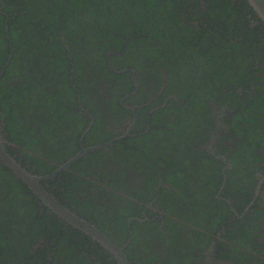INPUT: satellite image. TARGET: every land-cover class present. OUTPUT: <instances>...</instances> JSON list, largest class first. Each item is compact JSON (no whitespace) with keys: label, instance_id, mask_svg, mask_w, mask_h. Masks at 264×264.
<instances>
[{"label":"flooded vegetation","instance_id":"1","mask_svg":"<svg viewBox=\"0 0 264 264\" xmlns=\"http://www.w3.org/2000/svg\"><path fill=\"white\" fill-rule=\"evenodd\" d=\"M64 1L66 15L51 27L54 0H0V50L10 55L1 64L0 78L14 50H23L20 63L26 64L25 50L60 48L67 53L65 74L77 105L72 113L86 120L69 128L62 117L50 114L42 96L66 91L44 73L52 62L40 61V68L30 62L27 82L11 85L27 84L33 98L15 103L11 126L0 108L2 147L25 170L46 176L83 149L102 146L83 152L41 184L122 247L129 264H264V56H243L247 53L240 49L249 46L264 54L263 22L260 26L240 0H226L232 21L241 26L238 33L226 29L227 36L212 11L220 0H158L161 6L172 1L170 13L143 9L147 0H138L142 12L124 9V1L136 0H109L120 2L121 10L106 2L107 11L91 16L86 7L73 11V3ZM245 26L256 38L244 35ZM178 42L186 74L172 81V59L164 51L180 48L174 46ZM128 46L131 52L124 58ZM99 48L105 50L106 71L93 64H99ZM217 48L228 51L218 63L211 59ZM80 61L86 65L83 81L92 82L82 92L74 81ZM246 62L252 65L249 73L242 71ZM235 65L236 83L214 89L212 79L222 70L231 82L229 69ZM125 72L129 76L121 77ZM194 81L199 84L195 92H201L196 105L186 106ZM247 107L253 112L250 122ZM250 128L260 130L259 139ZM5 205L13 224L24 223L14 243L24 256L22 264H38L40 257V264H116L98 242L42 204L0 160L1 212ZM32 215L45 218L44 223L36 225ZM28 228L32 239L23 244Z\"/></svg>","mask_w":264,"mask_h":264},{"label":"trees","instance_id":"2","mask_svg":"<svg viewBox=\"0 0 264 264\" xmlns=\"http://www.w3.org/2000/svg\"><path fill=\"white\" fill-rule=\"evenodd\" d=\"M85 1H87V0H85ZM94 1L95 2H93V3H87L86 4L82 0H70V2H72L73 4H72V6L69 7V9L73 10V11L80 12V10H82V9H84V7H86V9H87L86 11L88 12L86 16H89V15L91 16V14H94L93 12H99L101 10L107 11L108 6H106V2H110L114 6V7L111 6L109 8H114L117 11H120L122 8L120 2L113 3L109 0H94ZM240 1L242 2V6L245 9L250 8V6L248 5L246 0H240ZM139 3L140 2H138V0H136V1H131V2L130 1H124V3H122V4L124 5L123 6L124 9H126L127 11L130 10L131 12H133L135 10L142 12L143 9H149V10H162L163 9V12L170 13L171 9H172V1L171 2H163V6H161L159 4L158 0H147V5H145V7L143 9L140 7H137V5H139ZM53 4L55 5L54 6L53 20L49 21V24H51V27L52 26L57 27V22H58L59 18L66 15V13H65L67 11L66 1L54 0ZM217 4L212 6V11L214 12V15L219 20L224 22V23L222 22V26H223V28L221 27L222 30H219L221 35L224 33V35L227 36V33H225L226 29H228L229 33H231V34L241 32L240 23L237 24L236 22L232 21V18L234 16H232L231 8L227 4L226 0H223V1L220 0ZM27 9L30 12H32V10H33L32 7L31 8L27 7ZM250 10H252V9L250 8ZM37 15L39 17H42L44 14L39 12V13H37ZM68 15H69V13H68ZM135 16L136 15H133V17H135ZM261 24H262V21L260 20V26H262ZM163 25H165V24H163ZM234 25H237V26H234ZM247 27L248 26L244 27V31L247 29ZM48 29H50V28H48ZM257 30H259V29L257 28ZM47 32H50V31L47 30ZM52 32H53V34H55L54 43L57 44V40L59 39V37H57V30L53 29ZM121 32L123 34H127L126 31L122 30ZM243 33H244V35H247L248 37L249 36H251L253 38L255 37L254 31L249 32V30H247ZM65 34L67 35V33H65ZM97 35L100 38V34H97ZM104 35L107 36L109 34H107L105 31ZM216 35L221 36L220 34H217V33H216ZM105 38L106 37H103V39H105ZM112 38H114V40H117L115 38V36L111 35L109 37V39L111 40ZM249 39L250 38H247V40H249ZM115 42H117V41H115ZM178 43L179 44H174V46H180L181 45L180 42H178ZM129 49H130V47L128 46V48H126V50H124V58H126V56H128L129 53L131 52V51H129ZM232 49L234 50V52L236 50L238 51V48H236V47H234ZM240 49H242V53L243 52L247 53V54H242L243 56L248 55V57H255V59H257V60L260 58H263V56H264L263 53L258 54V53H256L255 50H253V48H251L249 46H247V47L244 46ZM22 51L23 50H21V49L14 50V53L12 55V58L9 61L7 68L5 69L3 76L0 78V108L3 111V113L7 119V122L9 121V125L11 126L10 123L12 122V120L14 118L13 115L15 114V108H16L15 103L16 102H22L23 104H25V102H26L25 99H27V98L32 99L33 98L32 95L29 96V88H28L27 84H24V83L27 82V78L29 77L28 66H29L30 62H32L33 64H36L40 68L43 65V64L41 65L40 61L52 62L50 64L51 66L49 67V69L47 71L44 70V73L48 72L49 74H51L52 77L53 76L56 77L55 80L57 81V85H58L57 87L63 91H66L65 94H62L60 96H54L51 94L42 96L44 102L46 103V101H47L48 108L51 111L50 114L54 115V116L62 117V119H63L62 123H68L67 125L69 126V128H71V127L73 128V126L77 127V126L83 125L84 121L86 119L82 118L77 112L75 114L72 113L73 110L77 109L76 108L77 105L74 103L73 92H72L71 88L69 87V81L66 78V74H65L66 69L69 67V63H68L67 58L65 56L67 53H65L64 50H62L60 48H56V47H52V46L50 48L48 47L47 49L41 48L40 50H36V51L28 49V50H25V52L27 51V55L25 56L24 59H30V60H28L29 62L26 64H21L20 63V61H21L20 57H22V55L25 54V53H22ZM99 51H100L98 54V56L100 57L99 64L98 63H93V64L97 65L98 67H101V65H103V68H104L103 71L104 70L106 71V69L104 67L105 63L103 62V60H101L105 50L99 48ZM118 51H120V50H118ZM183 51H184V48L182 46H180V48L174 49L172 51H170V50L164 51L166 53L167 57L169 59L170 58L172 59L171 60V66L169 67V71H168V75L172 78V81H176L177 77L179 75L181 78H183L182 75L186 74L185 73L186 59L182 56V58H183V60H182V58L180 56L183 53ZM214 51H215L214 55L211 59H215L214 61L217 63L221 62L219 57L224 55L226 52L228 53V51H226V49L220 50L217 48ZM38 52L40 54H42V56L39 59H38V55H39ZM237 53L238 52H236V54ZM8 55H9V50H7V49L0 50V68H1L2 62H5L7 60ZM35 58H37V61L32 60ZM205 58H207V57H205ZM239 59L242 60V57L240 56ZM252 62L254 63V59L252 60ZM85 66L86 65L81 63V61H80L79 63H76V67H75L76 68V74H78V75L75 76L74 81L79 86V88L81 89V92H82V90L88 89L92 85V82L89 83L87 81L86 82L83 81L82 71H83V67H85ZM242 66H244V63L240 67H242ZM245 67L246 68H244V67L242 68V71H245V73H247V72L249 73L250 70L252 69V65L249 64V62H246ZM137 68L139 69L141 67H137ZM60 69L62 70V72H60ZM233 69H238V68L235 65L231 69H229L231 82H229V80L226 79V77H224L222 75V73L224 72L222 70L218 76H215L212 79V83L214 84V85L212 84V87L214 86V89H216V88L221 89L222 87H225L228 84H235L236 78L234 76L236 74H235V72H233ZM52 71L55 74H53ZM60 73H61V76L58 77V75ZM79 73H80V75H79ZM260 73L262 75H264V70H261ZM104 74H105V77L107 79L113 78V77H111L110 73L104 72ZM123 76H129V73L125 72L123 75H121V77H123ZM23 80H25L23 84H18L17 86L11 85V82L19 83L20 81H23ZM40 80H44V79L41 78ZM7 84L9 86L6 88L5 85H7ZM54 84H55V81H54ZM207 84L209 85V82H207ZM245 84H246L245 86L248 87V83H245ZM197 85H199L198 81H194L193 87L190 89V91H187V93L188 92L191 93V96L189 97V101H188V103H186V106L196 105L198 93L201 92L198 88H196L197 92H195L194 87ZM254 85L258 90L261 89L260 86H258L256 84H254ZM130 87H131V84L129 83V81H127L126 85H125V89H129ZM30 91H32V90H30ZM212 92L215 93L214 90ZM181 98L183 99V97H181ZM262 106L264 107V104H262ZM246 109H247V114H245V117H247L246 121L250 122L251 119H249L248 116L249 117L253 116V112L249 107H247ZM237 110L240 111L238 108H237ZM257 115L259 118L260 113L258 112ZM77 116H79V117H77ZM239 120H242V119H239ZM176 125H178V123ZM94 126H95V123H94ZM247 131H248V129H247ZM247 131H246L247 135H251V134H249V132H251L252 134L256 133L257 135L254 137H256V139H259L260 130H256V129L253 130L252 128H250V131L249 132H247ZM66 188H68V185L66 186ZM12 197L13 196H10V198L6 199L8 204L10 203V200ZM8 209H9L8 205H5L3 207V211L2 212L0 211V260H3L5 264H10V263L22 264L25 261L24 256L20 252V249H16L14 247V243L16 242L15 237L17 236V234H20V231L23 230L22 225L24 223H23V220L20 219L16 225L13 224L10 221L11 217L9 215H11V213L8 212ZM32 219H34V221H36L35 222L36 225L40 226L38 222L44 223L43 219H45V218L40 219V218H37L36 216L32 215ZM20 226H21V228H19ZM25 231L27 232V234L25 236H23V238H21L23 244H25L28 240L32 239L30 236L32 233V229L28 228ZM29 243H30V241H29ZM38 262H39L38 264L41 263V257H40V260Z\"/></svg>","mask_w":264,"mask_h":264},{"label":"water","instance_id":"3","mask_svg":"<svg viewBox=\"0 0 264 264\" xmlns=\"http://www.w3.org/2000/svg\"><path fill=\"white\" fill-rule=\"evenodd\" d=\"M248 5L251 7L253 12L264 24V0H246ZM10 56V55H9ZM9 58V57H8ZM8 62L5 63V66ZM1 72L0 74H2ZM102 146H94L88 149H83L76 156L71 158L66 164L59 167L57 171L50 175L42 176L30 173L21 167L13 157L5 150L1 145L0 139V160L5 164V166L18 178L20 179L27 188L53 213H55L59 218L64 220L66 223L71 225L73 228L79 230L80 232L91 237L93 240L98 242L107 252L113 256L116 264H129L123 248L119 247L117 244L112 242L106 235H104L98 228L93 224L74 214L68 208L64 207L60 202L54 198L41 184V181L48 179L51 176L56 175L60 171L66 169L69 164L74 162L79 156L88 150H95L101 148Z\"/></svg>","mask_w":264,"mask_h":264}]
</instances>
